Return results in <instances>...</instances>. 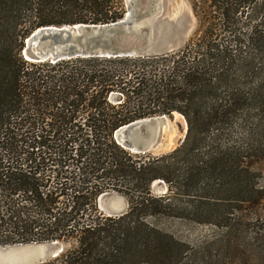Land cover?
Here are the masks:
<instances>
[{
  "label": "trees",
  "instance_id": "trees-1",
  "mask_svg": "<svg viewBox=\"0 0 264 264\" xmlns=\"http://www.w3.org/2000/svg\"><path fill=\"white\" fill-rule=\"evenodd\" d=\"M191 10L192 36L168 53L34 62V30L114 23L124 1L0 0V245L60 241L41 264H264V0ZM174 113L186 131L168 153L115 140ZM111 194L121 215L100 209ZM173 216L219 233L185 244L158 225Z\"/></svg>",
  "mask_w": 264,
  "mask_h": 264
},
{
  "label": "water",
  "instance_id": "water-1",
  "mask_svg": "<svg viewBox=\"0 0 264 264\" xmlns=\"http://www.w3.org/2000/svg\"><path fill=\"white\" fill-rule=\"evenodd\" d=\"M124 17L103 25L47 26L34 30L21 52L27 61L87 56L160 55L180 47L187 37L183 22L161 18L163 0H123ZM170 127L165 115L133 121L119 128L115 140L132 153H163ZM155 190L161 188L153 184ZM108 216L125 211L120 198L107 201ZM63 250L60 241L0 245V264H41Z\"/></svg>",
  "mask_w": 264,
  "mask_h": 264
},
{
  "label": "rangeland",
  "instance_id": "rangeland-1",
  "mask_svg": "<svg viewBox=\"0 0 264 264\" xmlns=\"http://www.w3.org/2000/svg\"><path fill=\"white\" fill-rule=\"evenodd\" d=\"M161 18L169 20L173 23H175L176 21L183 22V24L187 26L189 30L187 33V37L184 39L182 44L185 43L186 40L192 36L195 30V19L193 12L191 10V0H163ZM242 18H244V16H242ZM166 117L168 118V123L170 127L168 134L167 133L165 134L166 139L168 141V148H166L163 153L157 154L152 151L148 152L153 156H158L170 152L175 147L180 145V143L184 138L186 131V124L183 118L175 113L172 114L171 116H166ZM260 178H261V184L263 185L264 165L262 166L261 169ZM155 183L157 184L158 187L161 188L159 191L154 189L153 184ZM150 189L153 195L164 196L168 191V186L167 184L158 180L151 184ZM112 197L120 198L126 210L125 200L123 199V197L117 194H111L110 196L107 197L105 202L107 203L108 199L110 201ZM182 199L183 198H179V201L181 202ZM225 205H228V202ZM100 209L106 213V210L102 203L100 204ZM158 222H159L158 225L160 227H164L168 231L170 230V232H172L173 235L176 238H178L181 242L189 245L199 244L202 240L211 239L219 233V231L212 225L187 221L176 216H173V218L172 217L163 218Z\"/></svg>",
  "mask_w": 264,
  "mask_h": 264
}]
</instances>
